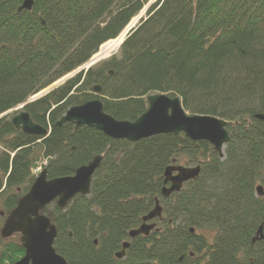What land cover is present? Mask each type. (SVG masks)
<instances>
[{
  "label": "trees",
  "instance_id": "obj_1",
  "mask_svg": "<svg viewBox=\"0 0 264 264\" xmlns=\"http://www.w3.org/2000/svg\"><path fill=\"white\" fill-rule=\"evenodd\" d=\"M24 1L0 0L4 219L38 168L49 180L69 177L100 156L89 197L44 212L57 228L54 249L68 264H264V196L256 190L264 189V119L257 117L264 116V0H157L118 55L31 103L122 34L150 0H34L31 12L19 13ZM156 93L179 97L190 115L225 121L223 156L183 134L130 143L93 128L56 126L68 109L96 99L116 120L135 122ZM22 105L49 136L13 127ZM173 165L201 171L166 199L164 173ZM157 200L158 229L130 240ZM260 226L263 240L254 241ZM126 242L131 246L118 260ZM24 255L17 237L0 236V264Z\"/></svg>",
  "mask_w": 264,
  "mask_h": 264
},
{
  "label": "water",
  "instance_id": "obj_2",
  "mask_svg": "<svg viewBox=\"0 0 264 264\" xmlns=\"http://www.w3.org/2000/svg\"><path fill=\"white\" fill-rule=\"evenodd\" d=\"M34 5V0H25L18 12H31ZM134 27L135 24L129 28L126 36ZM96 56L88 63V67L101 60ZM68 79L65 77L54 83L33 97L29 103L56 90ZM94 90L100 93L101 87L96 86ZM147 100V111L135 122L116 120L104 112L102 101L96 99L68 109L56 126L61 128L67 124H74L76 129L93 128L110 139L126 140L130 143H138L159 135L183 134L190 141L209 143L217 153L223 156L225 146L230 141L225 121L213 116L190 115L184 110L179 97L156 93L150 95ZM24 107L25 105H22L21 111L13 117L11 121L13 127L31 137L49 136L50 130L34 123ZM257 117L264 119V116ZM101 161L102 158L97 156L91 163L79 167L75 174L69 177L49 180L46 169H43L36 177L28 193L18 201L16 208L7 216L0 231L3 240L11 239L16 235L20 236L25 255L14 264H68L54 249L57 228L44 211L53 203H56L59 209L65 210L77 196L88 197L91 194L93 176L100 167ZM200 171V166H169L164 173L162 196L168 199L171 195L179 193L185 183L198 178ZM256 190L259 197L264 196V189L261 186H258ZM0 216L4 214L0 212ZM161 218L162 207L157 200L154 209L142 219L141 226L129 232L130 240H135L139 236L148 237L157 229L155 220ZM257 239L263 240V226L259 227L254 241ZM130 246V242L124 243L122 250L116 254V258L122 260Z\"/></svg>",
  "mask_w": 264,
  "mask_h": 264
},
{
  "label": "bare ground",
  "instance_id": "obj_3",
  "mask_svg": "<svg viewBox=\"0 0 264 264\" xmlns=\"http://www.w3.org/2000/svg\"><path fill=\"white\" fill-rule=\"evenodd\" d=\"M137 19L131 22V24L120 34L115 40H110L107 43H105L101 49L99 54L96 56V58L105 59L109 57V55L114 52L116 49L120 48L123 42L125 41L126 34L129 31V28H131L135 23Z\"/></svg>",
  "mask_w": 264,
  "mask_h": 264
},
{
  "label": "rangeland",
  "instance_id": "obj_4",
  "mask_svg": "<svg viewBox=\"0 0 264 264\" xmlns=\"http://www.w3.org/2000/svg\"><path fill=\"white\" fill-rule=\"evenodd\" d=\"M157 0H150L149 1V3L145 6V9L141 12V14L136 18V19H140V18H143L145 15H146V13H147V10L149 9V7L153 4V3H155ZM135 20V19H134ZM133 20V21H134ZM137 22V21H136ZM119 50H120V48H118V49H116L114 52H112L110 55H109V57H107V58H105V59H103V60H101V61H104V60H107V59H109V58H111L112 56H114V55H118L119 54ZM97 65V64H96ZM77 74H76V72H74V73H72V74H70L69 76H67L69 79L70 78H73V77H75ZM68 79V80H69ZM31 99H33V98H31ZM16 110H18L17 108L14 110V112L16 111ZM10 114H11V116L13 115V112H10ZM15 115V114H14ZM1 118H3V115L2 116H0V119ZM13 118V117H12ZM0 150H3V149H1V147H0ZM224 154V153H223ZM45 164V163H44ZM181 166H184V165H181ZM0 211H1V208H0ZM3 219L4 218H0V221L1 222H3ZM19 239V238H18Z\"/></svg>",
  "mask_w": 264,
  "mask_h": 264
}]
</instances>
